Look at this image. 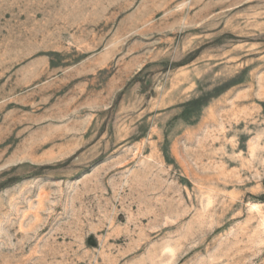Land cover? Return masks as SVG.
<instances>
[{"label": "rangeland", "instance_id": "rangeland-1", "mask_svg": "<svg viewBox=\"0 0 264 264\" xmlns=\"http://www.w3.org/2000/svg\"><path fill=\"white\" fill-rule=\"evenodd\" d=\"M0 264H264V0H0Z\"/></svg>", "mask_w": 264, "mask_h": 264}]
</instances>
